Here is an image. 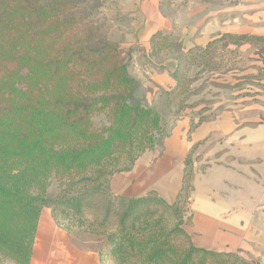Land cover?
<instances>
[{
	"label": "trees",
	"instance_id": "16d2710c",
	"mask_svg": "<svg viewBox=\"0 0 264 264\" xmlns=\"http://www.w3.org/2000/svg\"><path fill=\"white\" fill-rule=\"evenodd\" d=\"M170 5L161 0L163 9ZM100 7L99 0H0V261L30 264L40 213L50 208L56 224L101 238L99 264H251L196 247L185 230L198 145L184 160L172 203L153 191L111 194V178L129 172L147 151L161 150L171 125L139 99V83L94 13ZM245 43L258 47L264 65V38L253 36L214 37L178 61L174 86L164 93L174 118L192 94L191 69L208 64L199 60L210 62L216 50L225 55L228 45L236 57ZM151 44L153 52L173 50L178 36H154Z\"/></svg>",
	"mask_w": 264,
	"mask_h": 264
},
{
	"label": "crops",
	"instance_id": "0c3cea01",
	"mask_svg": "<svg viewBox=\"0 0 264 264\" xmlns=\"http://www.w3.org/2000/svg\"><path fill=\"white\" fill-rule=\"evenodd\" d=\"M101 10L108 39L128 59L148 104L162 102L166 112H174L164 101L174 86L171 74L189 52L204 50L219 36L264 38V0H171L166 10L161 0H103ZM154 36H178V47L153 52ZM236 60L230 70L212 71L215 84L203 85L202 75H196L162 149L144 153L129 172L115 174L110 190L128 197L153 191L172 203L181 189L184 160L198 145L191 222L185 226L193 245L264 264V74L258 68L264 65L251 43L237 48ZM236 83L239 89L225 87ZM73 264L93 262L76 252Z\"/></svg>",
	"mask_w": 264,
	"mask_h": 264
},
{
	"label": "rangeland",
	"instance_id": "374dc122",
	"mask_svg": "<svg viewBox=\"0 0 264 264\" xmlns=\"http://www.w3.org/2000/svg\"><path fill=\"white\" fill-rule=\"evenodd\" d=\"M69 1L74 2V4L80 3V5H83V3L86 0H69ZM99 2L102 7L103 0H99ZM101 7L99 11L97 12L94 11V13L97 15L99 14L98 15L99 20L103 21L104 18L102 16ZM82 9H80V11L78 12H83ZM85 9L89 11L90 7ZM104 22L107 27L105 20ZM105 33L106 36H108V28L104 31V34ZM118 51L120 53L121 60L123 61L124 64L127 65L128 75L131 78H133L131 70L129 69L128 66L129 65L128 59L123 55V53L119 49ZM228 51L230 52V50ZM223 52L225 53L226 51L216 50V53L214 54L210 62L209 61L207 62L210 56L199 60L200 66L204 64L203 63L204 61L208 64H206V66L203 67L202 70H198V67H194L196 71H191V74H189L190 77H194L195 75L200 74L202 75L201 83L203 85H208V83L215 84L213 81H211L213 79L211 74L213 70H216L218 72L220 71L224 72L230 66L236 67L237 63L239 62L238 60H236V57H233V54H229V52H227L225 55H223ZM144 95H145L144 89L142 88V86H139V90H138L139 99H143L145 104L149 107L158 108L162 113L163 120L167 122V125H170L174 119L175 116L174 113L166 112L167 108H165L164 103L162 102L160 103L158 102L156 106L149 105ZM164 101H166L165 98ZM172 109L174 111V108ZM97 121L102 124L104 122V117L103 116L98 117ZM159 150L160 149L155 148L151 151H147L146 153L149 152L157 153ZM56 186L57 183L53 181V184L49 188V192L55 194L57 192ZM101 244H102V240L97 236H94L88 232L76 228L68 231L66 227L56 224V222L52 218L51 209L43 208L40 213V217L35 233L30 264H73V258H75L76 252H79V254L82 257L84 256L91 259L93 264H99L97 252ZM0 264H14V263L10 262L9 260L3 259L0 261Z\"/></svg>",
	"mask_w": 264,
	"mask_h": 264
}]
</instances>
